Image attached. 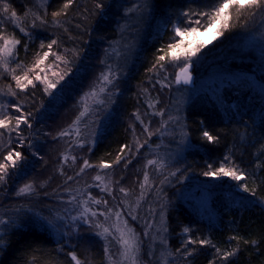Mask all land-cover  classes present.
<instances>
[{
    "label": "trees",
    "instance_id": "16d2710c",
    "mask_svg": "<svg viewBox=\"0 0 264 264\" xmlns=\"http://www.w3.org/2000/svg\"><path fill=\"white\" fill-rule=\"evenodd\" d=\"M148 1V23L138 54L132 66L115 78L108 93L103 94V106L96 107L98 112L95 113L104 111L106 115L101 123L92 110L81 119L79 141L83 147H78L74 143L75 134L71 138L48 139L46 131L58 118L60 110L70 109L69 104L76 109L72 107L74 115L62 130L73 125L82 111L79 103L82 89L90 73L102 69L108 43L118 37L120 21L135 0H73L66 13L55 22L52 13L61 11L65 0H49L38 12L31 9V0H0L10 5L9 13L0 15L3 32L20 40L10 62L12 68L17 64L24 66L17 68V74L32 66L39 58L37 54L42 56L48 51L40 48L41 43L46 45L52 40L57 41L53 51L70 61L65 67L50 55L41 66L52 63V72L68 73L51 90V95H45L44 86L38 82H34L35 88L29 86L25 92L17 90L15 99L0 95V103L19 102L25 112L32 114L29 117L32 127L21 126L25 143L19 145V138L12 133L8 148L0 153V160L9 150L24 155L16 169H9L6 183L0 184V219L8 221L0 225V238L4 240L0 264H72L67 255L69 251H75L86 264H107L105 245L113 252L117 244L111 237L106 241L95 235L99 231L95 223L110 226V221L107 223L104 216L92 218L89 215L92 223L85 224L82 219L70 221L67 214L79 209V200L86 199L89 194L107 202V205L100 204L99 212L106 207L119 210L128 223L138 203L144 209L153 204L156 192L144 183V152L133 158L134 150H137V142L141 145L142 140L154 139V136L148 137L144 128L147 126L150 131V123L161 116L155 113H162L169 105V93L159 85L165 70L172 66L173 50L168 45L187 39L193 40V46L200 47L191 61H187L193 65L194 76L202 73V77L238 75L245 78L213 92L198 94L184 106L183 124L189 148L164 171L169 173L168 179L170 173L176 172L171 174L173 185L164 189L162 195L167 249L173 254L170 264H264V90L261 89L264 86V51L246 45L253 38L254 26L264 19V9L253 10L255 15L249 10L239 13L230 10V27L206 44L201 38L208 32L204 27L195 25L199 28L198 35L178 37L173 25L184 29L192 27L183 13L209 11L217 6L218 0ZM98 3L101 8L96 7ZM11 11L17 13L28 35L14 26ZM36 17L46 22L40 23ZM198 18L192 16L193 20ZM201 23L206 27L207 17ZM181 50V47L176 49V55L182 53ZM160 55L165 56L160 62L163 68L159 65L154 68ZM51 71L47 76L55 82L57 78ZM9 85L15 90L11 75L0 70V89L6 92ZM7 111L19 115L11 107ZM119 114L127 122L125 125H118L116 116ZM205 131L216 137L214 143L203 137ZM123 145L129 148L121 153ZM66 154L75 157V163L72 159L64 162ZM118 154L123 159L114 163ZM84 160L93 167L77 175ZM102 162L111 167H99ZM221 165L243 173L244 179L204 175L215 172ZM97 173L105 176L108 185L107 178H112L115 185L109 186L110 193L101 191L102 185L96 186L98 182L93 177ZM69 176L73 179L68 180ZM32 178L40 181L39 185L31 194L17 196V190ZM187 178L185 186L188 189L195 187V191H205L209 195L208 215L181 201L175 192L178 182ZM244 186L249 188L248 192L243 191ZM121 188L129 195L125 196ZM72 196L76 200L68 203ZM185 228L189 229L187 233ZM189 239L211 243L203 247L199 243L186 244ZM232 251L236 252L234 256L227 260L221 258L222 253ZM188 252L193 254L187 255Z\"/></svg>",
    "mask_w": 264,
    "mask_h": 264
},
{
    "label": "rangeland",
    "instance_id": "374dc122",
    "mask_svg": "<svg viewBox=\"0 0 264 264\" xmlns=\"http://www.w3.org/2000/svg\"><path fill=\"white\" fill-rule=\"evenodd\" d=\"M48 1L49 0H31V9H33L35 12H38ZM148 3V0H135V2L132 4V7H130L128 11L124 13L120 21L121 25L119 26L118 37L108 43L106 56L102 62V69L100 71L96 70L95 72L90 73L91 77L88 78L87 83L82 89L79 100V103H81L82 106V111L85 109V107H87V113L90 110L95 113L98 112L95 111L97 110L96 107L103 106L102 103H97V100L102 101L103 94L108 93L111 85H101L100 77L102 73L110 72V78L115 81V78H118L125 70L132 66L131 62L133 61L134 56L138 54V49L143 42V32H145L147 27L146 23H148L149 13ZM34 11H32L33 16H36ZM252 30L253 38H250V42H247L248 44L246 43L247 47L256 46L259 50L264 51V19L260 20ZM213 31L214 29L212 31L206 32L201 37L204 43L208 44L213 39ZM192 43L193 40L191 39H187L185 42H183V45L181 46L182 53L171 59L172 66L165 70L166 73L164 76H162V81L159 82L161 90L169 93V105L161 113L160 119L155 123H150L149 125V127L151 126L150 131L153 133L152 137L154 136V139H146L145 141H147V143L142 140V146L139 148V151H132V153L134 152L133 158H137L142 152H144L142 155L146 158V160L143 162V170L144 173L147 172L149 176L146 187L152 188L155 190L154 192H156L154 195L155 200L153 204L146 206V210L140 206V203H138L136 208L133 210V213L130 214L131 223H128V226L137 232L142 241L141 264H159L161 251L165 250V246L161 244L162 238L166 240V231H164L165 218L163 210L165 206L162 207L164 205L162 195L164 189L173 185L170 181L172 176L171 174H176V172L170 173L168 179L169 173H165L164 171H166L167 166H171L178 159H181L184 156L186 150L189 148V143L185 135L183 124L184 106L198 94L204 93L205 91L213 92L214 89H219L225 84L234 83L238 80H241L242 78H245V76L243 77L238 75L202 77V73H199L197 76L192 74L193 86L191 88L176 85L175 73L186 63H189L185 59V51L188 50L189 44ZM11 60H13V58ZM87 62L88 61H86V63ZM95 64L97 63L95 62ZM189 64L191 65V63ZM0 70L3 72V69ZM250 80L254 82L251 77ZM101 86L105 88L103 93L100 92ZM261 89L264 90V86H261ZM93 90L96 92V96L91 95ZM69 105L70 109L64 108L63 110H60L59 114L57 115L58 118L49 126L48 130L46 131L48 139H54L56 136H58V133L62 131V127L65 124H68V122L71 120L76 106L74 107V105ZM72 107L74 109H72ZM103 112L104 111H102V113H95L96 120L99 119L100 121L99 124L106 116ZM121 117V114H119V116L117 115L116 121L118 125L120 123L121 125H125L124 123L127 122L123 121ZM161 125H164V127H161ZM157 129L160 131L157 132ZM10 139L11 136L9 137L7 133H5L3 136H0V153L6 151L8 145L10 144ZM136 146L138 145L136 144ZM148 160H156L157 164L162 165V167L157 170L156 165H147ZM36 174L37 173L33 174V177H36L34 176ZM187 181H189L188 178L180 180L177 184L175 192L180 197L179 199L186 203L188 202L199 213L205 216L208 215L210 199L209 195L205 191H195V187H192L193 189H188V187L185 186ZM38 182L40 181H36L35 178H32L31 182L29 183H31L34 188L39 185ZM107 182L110 183L108 186H111V184L115 185L112 178L110 179V177L109 179L107 178ZM92 197L94 196L92 195ZM89 207L97 212L100 211L98 209L100 205H92L89 203ZM82 211L83 209L79 206V209L75 210L74 213L68 212L67 218L70 221H73L72 217L78 216ZM133 215L136 217V219H132ZM109 221L111 223L110 226L115 224V216L111 217L107 223ZM149 225H151V227H148ZM121 227H123L122 223ZM146 229L148 232L147 236H145ZM114 242L116 243V241ZM115 248L116 249H113V252L117 253L119 246L117 245Z\"/></svg>",
    "mask_w": 264,
    "mask_h": 264
},
{
    "label": "snow or ice",
    "instance_id": "6c2138e0",
    "mask_svg": "<svg viewBox=\"0 0 264 264\" xmlns=\"http://www.w3.org/2000/svg\"><path fill=\"white\" fill-rule=\"evenodd\" d=\"M73 4V0H65L63 4V8L61 11H56L52 13L54 22L56 21V18L61 16L62 14H65L67 9L70 8V6ZM97 8H101V4L96 5ZM232 9H235L238 13L242 10H249L252 11V15H255V11L253 10H260L264 9V0H218L217 6L212 7L209 11H201L199 13H192L191 15L189 12H184L183 15L187 17L188 23L193 25L192 27L188 29L181 28L179 25L174 24L173 25V31L175 33V36L178 37H185V36H191V35H198L199 34V28L195 25H200L201 27H204V31H213V39H215L217 36H220L223 34L222 30H226L230 27V20H231V11ZM10 11V5L6 2H0V15H7ZM192 16H198V19L193 20ZM204 17H207V26L205 27L201 21ZM11 19L13 21V24L15 27H18L19 30L22 33H25V35H28L26 32V29L22 26V24L19 21V18L17 16V13L15 11H11ZM37 20L40 21V23H45L46 21L41 17H36ZM33 27L35 24L33 23ZM20 44V40L16 39L15 36H8L5 35L3 32V25L2 21H0V69H3L4 73H8L11 75L12 80L15 82V90L11 87V85L8 86L6 92L3 89H0V95H8L15 99L17 97V90L19 92H25L29 86L35 88L36 83L43 85V91L45 95H51V90L56 87V84L59 83L61 80L64 79L65 75H67V71L63 73L53 72V75L57 77V80L55 82H52L48 76L47 72L51 71L54 64L50 63L47 64L45 67H41L42 65H45V62L49 59V56L52 55L55 57V61L63 64L65 67L70 63V61L65 57L62 56L56 52L53 51V46L57 44L56 40H52L51 42L47 43L46 45L44 43H41L40 48L44 49L47 48L48 51L43 52V55H38V59L35 60L34 64L27 69L22 71V74H17V68L23 69V65L17 64L15 68L10 67V61L11 59L16 55L17 53V46ZM183 44V40L171 43L168 45V47L173 50V56L175 57L176 53L175 50L180 48ZM158 51H163V49H158ZM200 51V47L193 46L192 44H189L188 50L185 51V59L187 61H191L192 57L195 56ZM165 59L164 55H160L156 58V62L153 65L155 68L157 65L160 66V68H163V65L160 63ZM189 67L190 64L186 63L183 67H181L180 72L176 76V83L179 84L183 82L184 84H188L191 81V75L189 73ZM39 69V71H37ZM41 73H45V75H41ZM111 73H102L100 77V83L101 85H111L113 83V79L110 78ZM105 91V88L103 86L100 87V92L103 93ZM92 96H96V92L93 90L91 93ZM97 103H103V101L97 100ZM151 106V105H150ZM11 107L15 113H18L19 115H12L9 114L7 109ZM88 109L85 107L83 111L80 112L79 116L76 118V120L73 122V125H70L68 129L62 130L60 133H58V136L60 138L63 137H69L71 138L73 134H75V137L77 138L74 143L78 147H83V144L79 141L80 131H79V123L81 119L85 116ZM157 115L161 113H155ZM31 112H25L22 108V105L19 104V102L15 104H4L0 103V136H3L5 133L11 136L12 133H15L16 136L19 138L17 143L19 145H23L25 143L22 133V125L27 126L29 129L32 127V124L29 120V117L31 116ZM137 119H139V116H137ZM161 127H164V125H161ZM145 132H148L149 137L153 135L152 132L149 131L148 127L145 126L144 128ZM160 130L157 129V132ZM203 137L210 143H214L216 141V137L211 135L209 132L205 131L203 133ZM138 143L137 151H139V148L142 146ZM147 143V141H145ZM125 148H129L128 145H123L120 149V152L123 153ZM130 150V149H129ZM69 159H72L73 163H75V157H72L70 155H64L63 161L67 162ZM123 159L122 155H117L116 161L114 163H119L120 160ZM225 159H228V157H225ZM24 160V155L20 151H13L9 150L6 154L3 155V159L0 160V184L6 183V179L9 176V169H16L20 162ZM147 165H156L157 170H159L162 165H158L156 160H148ZM258 167L260 165H257ZM93 167L89 163L88 160H84L83 165L80 168V171L77 173V175H80L85 171L86 168ZM99 167L101 168H109L111 167L110 164L106 162H102ZM204 175H213V176H230L233 180H242L244 179V174L239 173L238 171L234 170L233 168H227L224 165H221L219 169H217L215 172L209 171L205 172ZM73 177L69 176L68 180H72ZM93 179L97 182H99L96 186H101V191H107L110 193V188L107 183H105V176L100 175L97 173ZM149 180L148 173L145 172L144 176V183L147 184ZM143 187V186H142ZM34 191L33 185L31 183H26L22 187H20L16 195L17 196H24L29 195ZM120 191L125 194V196L129 195V193L124 189L121 188ZM244 192H248L249 188L244 186L243 187ZM254 192V190H253ZM76 197L72 196L71 199L68 201V203H72V201H75ZM79 205L83 209V211L78 216H73L72 220L75 221L77 219L82 218V222L85 224H91L92 221L89 219V213L92 218H95L97 216H104L105 221H108L111 219V217L114 215L116 218V223L111 226H105L103 223L96 222L95 228L98 229L95 233V235L101 237L102 239L106 240L108 237H111L112 240L116 241L117 245L119 246V250L117 253H113L107 244L105 245V256L108 260V264H141V248H142V241L139 237V235L128 226V221L124 220L122 217V214L119 210L113 211L111 208H107L105 211L97 212L89 207V203L92 205H100L101 203H104L107 205L106 201H102L100 199H96L92 197L90 194L88 195L87 199H81L79 200ZM123 203V201H122ZM131 214V213H130ZM60 219H63V217H59ZM132 219H136V217L133 215ZM8 221L5 219H0V225L7 224ZM121 223L123 227H121ZM148 227H151L149 225ZM164 231H167L165 228ZM189 229L185 228L184 232L187 233ZM148 235L147 229L145 230V236ZM231 239H238L237 237H232ZM186 244H197L199 243L201 247L210 244L211 242L208 240H193L189 239L185 242ZM248 241H245V244H247ZM253 244H256V241H252ZM4 244L3 238H0V248H2ZM161 244L165 246V250L161 251L160 258H159V264H169V258L173 255L170 251H167V241L165 239H161ZM183 247V245H182ZM179 251V249H177ZM217 253H220V249H216ZM192 252H188L187 255H192ZM236 254L235 251L232 252H224L221 254V258L224 260H227L230 256H234ZM67 255L70 257L72 264H86V261L82 260L75 251H69Z\"/></svg>",
    "mask_w": 264,
    "mask_h": 264
},
{
    "label": "water",
    "instance_id": "95a60500",
    "mask_svg": "<svg viewBox=\"0 0 264 264\" xmlns=\"http://www.w3.org/2000/svg\"><path fill=\"white\" fill-rule=\"evenodd\" d=\"M192 70H193V67H192V65H190V67H189V73H190V75H191V78H192ZM179 72H180V70H178V71L175 73V84H176V85H181V86H183V87L191 88V87L193 86L192 79H191V81H190L188 84H184L183 82H181V83H179V84L176 83V76H177V74H178Z\"/></svg>",
    "mask_w": 264,
    "mask_h": 264
},
{
    "label": "bare ground",
    "instance_id": "6f19581e",
    "mask_svg": "<svg viewBox=\"0 0 264 264\" xmlns=\"http://www.w3.org/2000/svg\"><path fill=\"white\" fill-rule=\"evenodd\" d=\"M121 25V24H120ZM143 35H144V32H143Z\"/></svg>",
    "mask_w": 264,
    "mask_h": 264
}]
</instances>
